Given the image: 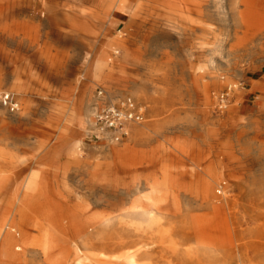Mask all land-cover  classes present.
Segmentation results:
<instances>
[{
  "label": "rangeland",
  "instance_id": "374dc122",
  "mask_svg": "<svg viewBox=\"0 0 264 264\" xmlns=\"http://www.w3.org/2000/svg\"><path fill=\"white\" fill-rule=\"evenodd\" d=\"M234 1L218 8L207 0L199 14L164 0H130L118 13L103 0H0V216L15 213L17 184L38 172L42 191L24 211L30 234L96 223L88 229L95 252L110 264H130V256L139 264H264V55L255 53L251 31L239 28ZM101 49L109 65L97 75ZM238 54L248 56L239 62ZM229 61L239 65L228 70ZM127 97L145 120L108 141L96 113ZM71 146L106 181L94 179L90 189L69 162ZM114 148L135 151L141 180L166 168L216 179L236 231L186 238L190 214L201 211L194 204L187 210L180 195L163 204L162 225L141 228L147 238L139 253L107 249L134 230L115 211L126 169L110 156ZM107 181L120 187L104 192Z\"/></svg>",
  "mask_w": 264,
  "mask_h": 264
},
{
  "label": "bare ground",
  "instance_id": "6f19581e",
  "mask_svg": "<svg viewBox=\"0 0 264 264\" xmlns=\"http://www.w3.org/2000/svg\"><path fill=\"white\" fill-rule=\"evenodd\" d=\"M108 4V10L114 13L122 12L127 7L130 0H103ZM166 5L174 6L176 4L192 7L191 10L202 14L204 2L207 0H164ZM224 0H215L218 8H223ZM38 2L46 6L45 0ZM45 2V3H44ZM29 3V2H28ZM29 9L34 13L38 12L37 5L33 1L28 4ZM51 9V8H50ZM232 10L235 12V20L239 23V28L244 35L251 31L253 42L257 44L255 53L264 55V0H235ZM56 17L57 12L54 10ZM43 15V14H42ZM45 16V15H44ZM67 15L65 19H72ZM68 19V20H69ZM74 23L71 21V24ZM74 29V28H73ZM240 31L236 33L239 34ZM239 41H242L240 39ZM105 50L101 49L96 56L93 64L94 71L97 75L109 63L105 60ZM247 54H238L236 58L243 62ZM239 62H228L227 69H235ZM125 82H120V84ZM134 83V82H133ZM119 84V85H120ZM95 127V126H94ZM96 128V127H95ZM107 140L112 141L109 134ZM141 135V134H140ZM78 147V146H77ZM76 147L71 146L68 149L69 162L82 174L86 175L90 181L88 186L92 189L96 183L94 179L100 182L106 181L100 179L107 173H102L99 166L82 165L76 160ZM110 156L113 159L122 161L126 169V181L121 184L122 198L121 205L115 209L120 213L118 218L123 221L130 230L127 237L119 242H113L112 248H131L138 247V253L141 246L146 243L147 234L142 230L144 226L152 227L162 225L164 220L163 204L167 203L170 197L176 200L183 195L185 198L187 210H191V205L200 208V213H191L192 232L185 233L188 238L199 236L207 239V236L216 232L221 227L226 231L232 228L236 231L234 218L232 214L227 216L225 206L222 204V197L216 179L213 181L205 180L201 177L199 170L189 173H175L171 168L161 170L159 175L152 178L141 180L137 174L141 162H138V156L135 151L127 148L125 150L111 149ZM189 179V183L185 180ZM108 182V181H107ZM110 186L118 189L117 182H109L103 186V191H109ZM117 186V188H116ZM41 174L31 172L23 175L20 183L17 184L13 196L22 199L14 214L0 216V264H110L112 261L108 258H98L95 252V243L92 242V233L88 229H97L96 223L89 225L79 223L74 226L73 230L54 231L43 229L37 235L30 234L25 230L24 216L28 203L42 191ZM4 179L0 177V207L4 195ZM254 206V204L252 205ZM252 211H256L252 208ZM188 231V230H187ZM108 249V248H107ZM106 256V255H105ZM130 264H139L140 261L136 256L128 257ZM120 264V263H116Z\"/></svg>",
  "mask_w": 264,
  "mask_h": 264
},
{
  "label": "built area",
  "instance_id": "2783aa9c",
  "mask_svg": "<svg viewBox=\"0 0 264 264\" xmlns=\"http://www.w3.org/2000/svg\"><path fill=\"white\" fill-rule=\"evenodd\" d=\"M144 120L143 107L127 97L118 104L111 103L98 109L94 123L99 130L120 141L126 135L128 125L142 124Z\"/></svg>",
  "mask_w": 264,
  "mask_h": 264
}]
</instances>
